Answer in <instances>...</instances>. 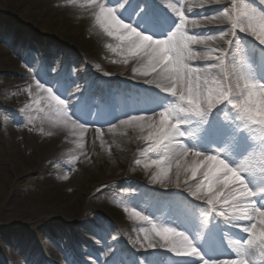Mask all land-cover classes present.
Segmentation results:
<instances>
[{
  "label": "snow or ice",
  "instance_id": "6c2138e0",
  "mask_svg": "<svg viewBox=\"0 0 264 264\" xmlns=\"http://www.w3.org/2000/svg\"><path fill=\"white\" fill-rule=\"evenodd\" d=\"M256 2L249 0L245 10L234 17L226 5L219 17L194 13L201 20L191 21V29L197 31L190 34L185 12L219 0H201L188 9L165 7L164 0H82L91 6L96 23L117 42L114 50L127 54L123 62L136 59L140 67L132 71L155 91L133 89L128 99L120 101L110 97L106 109L89 119L88 89L61 92L67 96L61 99L52 88L37 82L49 94L58 123L71 122L81 134L88 124L116 128V121L137 131L138 138L146 142L142 155L148 157L143 164L149 172L148 182L182 190L168 198L176 226L154 224L151 234L146 230L143 240H133V244L167 248L187 258V264H250L254 248L264 249V138L252 139L255 129L264 133V102L260 107L253 102L257 95L264 97V91L257 92L264 90V58L255 68L237 67L229 61L230 51L240 46L241 32H251L264 46V0H258L259 7L253 6ZM232 6L239 8L235 3ZM204 25L217 27L219 36L207 34ZM226 36L233 39L224 40ZM216 39L224 40L225 46L212 48L210 42ZM194 46H203V51ZM195 61L202 66H194ZM82 119L85 123H80ZM131 212L150 221L135 208ZM225 228L245 235L230 247L224 241ZM111 264L122 261L113 259ZM148 264L160 261L152 258Z\"/></svg>",
  "mask_w": 264,
  "mask_h": 264
},
{
  "label": "bare ground",
  "instance_id": "6f19581e",
  "mask_svg": "<svg viewBox=\"0 0 264 264\" xmlns=\"http://www.w3.org/2000/svg\"><path fill=\"white\" fill-rule=\"evenodd\" d=\"M200 2L201 0H164L165 7L172 5L181 9H188L191 5L200 4ZM233 3L239 5V8L233 7ZM248 3L249 0H219L217 4L205 3L203 8L192 7L190 11L185 12V15L188 16L190 30L195 32L196 29H191V21L193 19L199 21L201 16L194 13L219 17L223 6L226 5L230 10V17H234L243 12L244 6ZM255 4H258V0ZM205 9H207L206 12ZM167 10L170 15H175L171 8ZM92 11L91 6L82 4V0H78L77 3H69L68 0H0V90L8 89V87L11 89L22 87L14 92L17 98L21 90L30 88L36 96L35 99L41 98L36 117L34 114L25 117V113L17 116V111L12 109L10 102L3 103V108H10L15 115L7 124L6 130H2L8 132V135L2 132L3 135L0 136V202L5 201V210L9 211L7 204L12 203L14 201L12 199H15L18 194H25L28 187L24 186L35 188L31 179L28 177L23 179L22 175L34 171H46L52 174L51 178H45L37 190L32 192L38 194L42 207L37 211L33 210L17 222L15 224L17 231L24 236L32 232H44L42 226L35 232L37 225L33 226L32 221L48 212L53 216H49L46 220V228L51 230L52 242L59 246L71 229L77 230L82 226L83 221L104 222L105 232H97L96 236L104 239L105 249H102V245H99L96 239L90 237L89 242L94 243L96 249L85 252V255L90 257L93 264H106L113 253L106 241V233L119 234L124 241L132 242L136 239L143 240L146 230L151 234L154 224L160 227L153 218L154 210L147 215L150 221L136 218L133 213L130 220L122 221V212L113 206L110 194L138 189L169 197L182 190L164 189L148 182L149 172L143 166L144 162L148 161V157L142 155L146 149V142L138 138L137 131L125 128L116 121V128H112L111 124L97 123L96 125L102 128L100 133L96 131V133H90L87 126L81 134L78 126L75 129L72 128L71 122L68 124L57 122L55 110L49 106V94L37 87V82L48 88L49 84L55 85V79L64 78L66 91L76 92L78 87L89 90L88 102L91 106H96L97 102L102 101L108 104L110 95L112 100L116 101V96L124 93L126 95V92L133 89L155 91L153 85L143 83L144 78L132 71L134 67H140L136 59H129L128 63L123 62L127 54L118 49L114 50L117 42L114 38L108 37L96 23ZM2 17H7V23L2 21ZM224 23L225 25L230 23L228 17L225 18ZM203 27L208 30L207 34L219 36L217 27L213 25ZM239 36L242 37L240 44L243 40L251 44L247 33L241 32ZM227 39H233V37L226 36L224 40ZM224 40L211 41V47H224ZM24 43L31 44L34 52L30 54L19 52V46ZM195 50L203 51V46H195ZM43 54L51 59L57 54L68 58L71 65L78 69L77 76L71 78L58 74L60 57L48 61V68L52 67L53 70H49L44 75H38L34 68L37 63L33 62L31 57L39 58ZM262 58L264 53L261 52V47L249 55L239 52L237 48H233L229 54V61L237 67L243 64L255 68ZM25 63H29V66L23 69ZM194 66H202V62L195 61ZM105 73L109 75H104ZM35 76L37 79H33ZM2 79L4 84L1 83ZM87 81H90L89 85L85 84ZM261 91L264 90L257 89L258 93ZM253 102L260 107L264 97L257 95L253 98ZM81 121V123L85 122L83 119ZM24 122L29 123L30 129H33L31 122L36 126L35 144L31 143L29 130L20 126ZM96 134H100V137ZM253 135H257L259 140L264 138V133H261L258 128L254 130ZM4 155L9 158L4 159ZM148 155L155 158L151 153ZM137 159L142 161L138 168L135 163ZM64 176L68 179H63ZM83 184L86 185V193L96 192L97 196L92 197L91 202L97 205L85 206V214L62 224L65 218L75 215L81 209V199L75 194ZM147 185L153 188L147 189ZM54 215H56L55 218ZM78 220L83 221L80 224L77 223ZM48 221L51 222L49 225ZM13 231L10 227L6 230L0 227V238H7ZM223 235L225 244L234 247L238 237L245 234L236 233L235 230L229 233L225 228ZM26 249V246H22L20 253L29 259L33 254L31 255ZM253 251V260L250 264H264V249L257 246ZM143 252H148L146 256L149 259L158 258L160 264H187V258L178 257L167 248L159 246L156 249L148 248L146 242L144 247H141L139 243L126 244L123 250L124 256L118 259L123 262V259L128 257L132 261L131 264H135ZM149 254H154V257ZM115 257L117 255L113 258ZM107 264L111 263L107 262Z\"/></svg>",
  "mask_w": 264,
  "mask_h": 264
},
{
  "label": "rangeland",
  "instance_id": "374dc122",
  "mask_svg": "<svg viewBox=\"0 0 264 264\" xmlns=\"http://www.w3.org/2000/svg\"><path fill=\"white\" fill-rule=\"evenodd\" d=\"M2 21H4L5 23H7V17H2ZM1 31V30H0ZM191 34V33H190ZM249 36H252L253 34L251 32L247 33ZM255 37V36H254ZM0 42H1V37H0ZM29 51V52H34V49L31 47L30 44H21L19 46V51ZM16 55V54H13ZM34 55V54H33ZM58 56L60 54H57ZM37 57V56H34ZM56 57V56H55ZM37 58H33V60H35ZM41 67H38V69H40ZM77 68L73 67L71 68V73L70 76H76L77 75ZM3 78L5 79V77L3 76ZM1 83L4 84L3 79L1 80ZM35 96L32 94L30 89L27 90H23L20 93H18V97L15 98V93L12 91H8L3 89L2 91H0V101H9L13 107H19L21 108L22 112H26L28 114V116H32V114H34V117H36L38 115L37 112V107L38 105L41 104L40 101L35 102L33 100ZM16 99V100H15ZM27 105V107H25ZM24 106V107H21ZM19 114V113H17ZM21 114V113H20ZM13 115H15V113H11L8 110H5L2 106H0V136H2L3 134H1V131L5 128V126L8 123V116L9 118L13 117ZM3 123L5 125H3ZM18 123V122H17ZM30 125L33 127V129H30L29 127V123L24 122L22 124H20V126L22 127H26L27 130H29L30 134H31V143L35 144L36 143V126L34 125V123H30ZM6 130V128H5ZM5 134L8 135V132L5 131ZM4 159H8V156H3ZM139 167V165L137 166V168ZM11 168L13 169V167L11 166ZM118 169H120V167H117ZM101 172V170L99 171ZM24 176L23 179L25 177H28L31 179V183L34 184L35 188H32L30 186H24V187H28L26 188V192L25 194H18L12 203H8L7 205H9V211L5 210V201H1L0 202V227L4 230L7 229V227L13 228V232H11V234L7 237V238H0V264H36L37 260H35L34 257L29 258V260L27 258L22 257L19 254V250H18V246H28V244L30 245L32 243V240L34 238H39V241L41 242V244L44 246V248L46 250L53 248V246H55L57 249L56 245H52L51 241H50V229L46 228V220H48L49 216H53L51 214H49L48 212L44 213L45 215L43 216H39L38 218L34 219L33 222V226L37 225L36 228L34 229L35 232H37V229L39 227L42 226V228L44 229L43 231L37 232V233H33L32 234H27V235H22L19 231H17V227H15L17 224V222H20L22 220V218H24L25 216H28L33 210L37 211L39 210V208L42 207L41 204V200L38 198V194L32 193L35 192L33 190H37L38 186L40 185L41 182L44 181L45 178H51L52 174L50 175V173L48 172H44V171H34V172H30L29 174H24L22 175ZM130 178V176H128ZM22 178V177H21ZM25 185V183H24ZM101 190V189H98ZM134 191V193H120L117 195L114 194H110L112 195L110 198L112 200V204L114 207H116L119 211L122 212V216H121V220L122 221H127L130 220V210L132 208H135L137 211H141L140 207L144 208L146 206V198L149 199H154L152 196H147V194H140L138 193V189H132ZM129 191V189H128ZM86 185L83 184L81 185V187L79 188V191L77 192V194H75L76 197H79L81 199V209L79 211H77L75 213V215L70 216L69 218H65L64 217L62 219H64L65 222H62V224H66L67 222H69L71 219H76L79 218V216L81 214H85L86 212L84 211V207L85 206H95L97 205V203H93L91 202V198L96 197L97 194L96 192H92V193H86ZM138 204V205H137ZM165 210L164 213L167 214H171L170 209L168 207V201L167 203H165ZM140 206V207H138ZM57 207V206H56ZM96 209H98V207H95ZM127 208L129 209L128 211H125L124 209ZM148 209V208H147ZM146 207L145 209H143V211L147 210ZM163 214V213H162ZM162 214L160 212H157L156 215V219L157 222L162 221ZM56 215H54L55 218ZM59 217V216H58ZM57 217V218H58ZM59 219V218H58ZM160 220V221H159ZM79 221V220H78ZM77 221V222H78ZM164 221V219H163ZM51 222L48 221L47 224L49 225ZM85 225L83 226V229L91 236H94L93 233V228H96V230L98 229H102L101 224L98 221L92 220L89 222L84 221ZM102 223V222H101ZM104 223V222H103ZM164 225H166V222H162ZM168 225V224H167ZM6 233V232H5ZM6 235H8L6 233ZM68 234L63 238V243L61 245V247H66L68 245ZM109 245H111L112 250H114L119 243H117V241H119V236L118 234H115L113 232H108L106 233V237ZM98 244L103 245V240L97 238ZM116 241V242H115ZM132 244V243H131ZM32 246H31V252H32ZM22 257V260H21Z\"/></svg>",
  "mask_w": 264,
  "mask_h": 264
}]
</instances>
